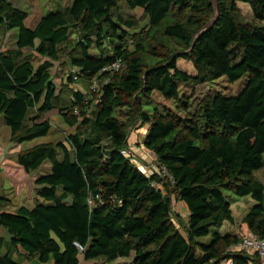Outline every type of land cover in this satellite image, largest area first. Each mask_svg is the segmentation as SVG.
<instances>
[{
	"label": "trees",
	"instance_id": "1",
	"mask_svg": "<svg viewBox=\"0 0 264 264\" xmlns=\"http://www.w3.org/2000/svg\"><path fill=\"white\" fill-rule=\"evenodd\" d=\"M121 1L143 9L149 38H135L132 23L116 12ZM239 1L250 5L257 23L242 19ZM218 2V19L198 35L213 16L209 0H73L32 27L25 10L0 0V27L17 30L13 45L0 52V114L11 140L48 135L54 110L79 128L57 146L18 153L26 172L47 161L51 169L36 177L32 206L0 208L6 231L0 264H21L18 251L54 264L122 257L133 264H260L258 256L229 251L242 236L221 229L235 221L226 192L250 195L255 204L244 222L264 238V0ZM72 29L79 35L68 79L87 81L93 100L80 90L63 99L53 78L59 45ZM160 45L165 51H157ZM178 58L192 61L197 73L180 69ZM117 60L120 70L103 71ZM246 74L239 94L210 95L194 117L153 100L158 93L185 110L181 84L235 82ZM136 122L149 126L144 144L173 181L150 176L131 158L127 127ZM172 196L188 208L185 232L173 226ZM7 200L0 195V203Z\"/></svg>",
	"mask_w": 264,
	"mask_h": 264
},
{
	"label": "rangeland",
	"instance_id": "2",
	"mask_svg": "<svg viewBox=\"0 0 264 264\" xmlns=\"http://www.w3.org/2000/svg\"><path fill=\"white\" fill-rule=\"evenodd\" d=\"M15 6L20 7L28 13V19L26 21L27 25L35 26L38 20L42 15L48 13L50 10H55L57 8H64L71 5L73 0H9ZM237 6L240 12V15L243 20L248 22H258L253 16L252 9L250 5L246 2L239 1ZM116 12L121 14L125 19L129 20L132 23L131 31H135L138 34L135 35V38H149V32L151 28L148 25L147 15L144 13L141 7L135 9L130 8L125 2L121 1ZM76 31V34H75ZM79 33L77 29H72L69 39L59 45V59L54 63L52 68V74L54 80L58 83V86L62 88V98L67 100L68 97H71V90H80L87 96L88 100H91L93 95L91 93V85L84 80H77L70 82L69 75L73 72V67L70 64V58L72 56L71 49L74 45V42L77 40ZM17 36V30H10L6 27H0V52L6 51L9 47L13 45ZM161 33H157V41H161ZM134 41H136L134 39ZM153 42H156L154 40ZM161 43V42H160ZM134 44V43H133ZM153 45H155L153 43ZM152 45V46H153ZM134 47V45H133ZM157 51H165V48L160 45L157 46ZM34 63L37 65L40 59L34 56ZM177 66L186 71L188 74L194 75L197 73V69L194 66L193 62L185 58H178ZM248 81V75H244L239 80L235 82L228 81L225 77H221L213 83H202V84H181L180 94L187 101L188 107L185 110H182L177 106V103L173 100L164 99L160 94L156 93L153 95V100L157 103H161L163 106H167L177 112L180 117H194V111L199 109L203 103V100L208 98L210 95H213L216 92L227 95H237L243 90ZM93 100V99H92ZM94 102L90 109L89 114L91 115L94 108ZM1 117V114H0ZM48 118L51 122V129L48 135L38 137L34 140L25 141L23 143H17L10 141V128L4 124L3 127L0 123V143L4 148H8L9 153H3L0 150V162H3V155L12 159L8 160L10 166L6 168V173L0 174V195L8 198L4 203H0L1 209H10L15 210L20 204H30L32 200V195L34 194V188L32 186L35 183V179L38 175L42 173L49 172L51 169L50 162H45L38 170L32 172H26L21 166L19 167L18 163V153L26 149H29L33 146L51 143L53 145H58L60 142H64L66 137L75 133L79 130L78 126L68 125L59 112V110H54L53 113L48 115ZM123 119H125L123 117ZM80 121L83 118H79ZM148 125L142 126V122H136L135 124H130L127 127L128 131V145L129 153L131 158L136 161L140 167L151 165L155 163L156 160L146 159L148 155L147 147L144 144V139L148 132ZM82 129V128H81ZM10 144V146H9ZM16 145V146H14ZM12 151V152H11ZM18 166V167H17ZM258 175H261V172H257ZM8 180V181H7ZM10 182V184H9ZM26 186L25 188H23ZM31 186V187H30ZM5 187H9L6 188ZM29 187V188H28ZM23 188V189H22ZM32 188V189H31ZM33 193V194H32ZM229 200L232 201V210L235 221L225 222L221 231L228 232L232 231L233 233L239 235L240 237L250 233L246 226L243 225V217L247 214L251 206L255 204V201L250 195L247 196H238L230 192H226ZM173 198V215L172 219L174 220L173 226L180 228L185 232L186 224L188 222V212L186 210L187 206L180 203L179 200L172 196ZM0 233L1 230H0ZM210 235L203 238L204 241H209ZM15 257L21 261L24 260L25 254L18 251L15 254ZM102 264H133L132 257H122L118 258L113 262H108L105 258H99L97 260ZM225 263V261L221 262ZM33 264V263H32Z\"/></svg>",
	"mask_w": 264,
	"mask_h": 264
},
{
	"label": "built area",
	"instance_id": "3",
	"mask_svg": "<svg viewBox=\"0 0 264 264\" xmlns=\"http://www.w3.org/2000/svg\"><path fill=\"white\" fill-rule=\"evenodd\" d=\"M123 65L122 60H117L111 65L105 67L103 71L105 70H112V71H118L121 69ZM76 69L73 68V72L75 73ZM75 80L77 79V75L74 76ZM155 160V159H154ZM144 169L146 172L151 176L152 174H158L161 176V178H170L171 175L168 172V169L165 165L160 164L157 160L155 163L149 164L148 166H145ZM171 179V178H170ZM172 180V179H171ZM173 181V180H172ZM154 185L158 186V182L154 181ZM88 202L91 204L92 199L90 198ZM229 251L233 252H246L251 254L252 256H258L259 263L264 264V238L259 237L258 235H255L253 233L245 234L241 237L239 242L236 244L231 245L228 248ZM226 264H232V260L228 259L225 260Z\"/></svg>",
	"mask_w": 264,
	"mask_h": 264
},
{
	"label": "crops",
	"instance_id": "4",
	"mask_svg": "<svg viewBox=\"0 0 264 264\" xmlns=\"http://www.w3.org/2000/svg\"><path fill=\"white\" fill-rule=\"evenodd\" d=\"M39 21V20H38ZM28 26H30V25H28ZM32 27V26H31ZM0 123L2 124V126L1 127H3L4 126V124H5V122H4V119H3V116L1 115V117H0ZM0 127V128H1ZM10 141L11 142H13L14 143V141H12L11 140V135H10ZM15 144H17L16 142H15ZM9 146H10V144H9ZM14 146H16V145H14ZM0 150H1V152H3V153H6V154H8L9 153V151H8V148H4L2 145H1V143H0ZM8 152V153H7ZM12 152V151H11ZM147 152L150 154V155H148L147 156V158L146 159H149V157L151 158L150 160H154L155 159V155L152 153V151L151 150H149L148 148H147ZM18 155V154H17ZM3 157H4V159H3V162L1 163L0 162V174L2 175L3 173L5 174V175H7L8 173H6L7 171H6V168H8L9 166H10V163H8V160L9 159H12L11 157H6V155L4 156L3 155ZM19 167L21 166L20 164L18 165ZM17 166V167H18ZM21 168H23L22 166H21ZM24 169V168H23ZM25 170V169H24ZM8 181V180H7ZM35 182V181H34ZM9 184H10V182H9ZM34 185L32 186V188H34V194L32 195V200H31V203L30 204H27V203H25V204H20V205H26V206H32L33 205V203H34V200H35V198H36V196H35V190H36V188H37V185H36V183H33ZM26 186H24L23 188H25ZM31 187V186H30ZM6 188H9V187H5V189ZM22 188V189H23ZM29 188V187H28ZM31 188V189H32ZM2 196V195H1ZM180 203L181 204H183V205H185L186 206V204L184 203V202H182V201H180ZM20 205H18V206H20ZM8 210H10V209H8ZM186 210H187V212H188V208H186ZM246 216V215H245ZM245 216L243 217V219L245 218ZM243 225L244 226H246L247 228H248V226H247V224L244 222L243 223ZM0 230H1V232L2 233H0V235H2V236H6V231H5V229L4 228H0ZM250 233H251V231L249 230V229H247ZM232 232V231H231ZM54 264L53 263V261H49L48 263H41L36 257H34V258H30V259H27V258H24V260L21 262V264ZM219 264H226V263H219Z\"/></svg>",
	"mask_w": 264,
	"mask_h": 264
},
{
	"label": "water",
	"instance_id": "5",
	"mask_svg": "<svg viewBox=\"0 0 264 264\" xmlns=\"http://www.w3.org/2000/svg\"><path fill=\"white\" fill-rule=\"evenodd\" d=\"M209 3L213 5V9H214L213 16H212L211 20L206 24V26H205L201 31H199L198 35H199L202 31H204V30H206V29L212 27L213 24L216 22V20H217L218 17H219L220 9H219V2H218V0H209ZM198 35H197V36H198ZM195 40H196V39H195ZM49 115H50V114H49Z\"/></svg>",
	"mask_w": 264,
	"mask_h": 264
}]
</instances>
